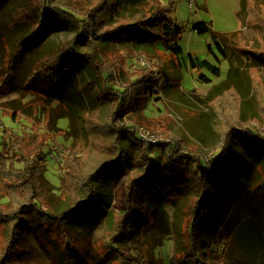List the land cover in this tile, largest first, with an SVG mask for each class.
<instances>
[{
  "label": "trees",
  "instance_id": "trees-1",
  "mask_svg": "<svg viewBox=\"0 0 264 264\" xmlns=\"http://www.w3.org/2000/svg\"><path fill=\"white\" fill-rule=\"evenodd\" d=\"M55 1L58 0H25L15 6L12 0H0V49L3 50L0 52V98L22 89L42 100L58 102L48 124L53 134L63 132L57 124L66 115L72 128L78 126L76 97L93 108L104 106L110 109L105 121L85 113L83 120L93 137L100 131L108 141L103 145L94 140L105 153L94 156L102 158L95 159L97 165L90 174H84L82 161L77 162L74 174L69 173V189L75 195L70 197L69 209L55 214L45 211L41 200L47 170V140L33 146L26 140L27 136L4 129L0 141V188L7 196L16 198L18 207L0 205V223L8 238L0 264H29L27 256L32 255L31 251L18 249L25 242L23 232L28 229L45 239L54 230L63 247L59 254L60 245L53 246L58 258L68 256L73 260L76 255L86 261L88 244L78 245L81 239L76 237L72 226L98 220L103 213L102 204L106 202L100 185L132 170L134 177L127 189L128 213L116 219L111 239L112 247L118 252L113 255L115 260L120 264H153L140 251L132 253L128 242L138 241L143 235L153 204L186 200L188 215L181 233L179 264H238L232 237L239 222L231 219L238 207L248 208L254 214L259 209L264 211V131L251 124H238V116L224 114L230 122L217 154L211 159L184 149L176 140H164L156 146L139 144L141 139L136 127L128 126L132 129L128 135L118 120L134 106L146 105L149 97L171 82L163 70L166 64L160 61L161 56H169L179 63L184 54L179 44L183 29L171 18L174 5H164L162 0H73L69 5L57 7L52 5ZM7 7L13 9L10 15L6 14ZM21 25L28 26L29 32L12 48L8 32ZM69 30L75 33L71 41L54 51L44 52L30 68L24 67L27 50L44 44L54 34ZM193 30L199 35L211 34L215 46L222 49L211 24L195 23ZM83 46L91 52L81 51ZM107 47L131 56L140 51L149 62L157 63V69H137L133 81L129 80L127 86L119 85L117 72L121 65L103 60L99 55ZM208 50L211 52V45ZM249 54L254 61L264 62V54L257 51ZM188 58L193 69H206L220 77V69L210 61L193 55ZM9 115L19 119L16 111ZM126 139L141 150L131 153ZM157 151L162 154L156 156ZM77 159L81 160L78 156ZM215 219H219L218 224Z\"/></svg>",
  "mask_w": 264,
  "mask_h": 264
},
{
  "label": "rangeland",
  "instance_id": "rangeland-1",
  "mask_svg": "<svg viewBox=\"0 0 264 264\" xmlns=\"http://www.w3.org/2000/svg\"><path fill=\"white\" fill-rule=\"evenodd\" d=\"M71 1L73 0H58L52 5L60 7L69 5ZM24 2L25 0H12L11 3L18 6ZM162 2L164 5H174L171 18L183 29L179 44L184 54L179 63L169 56H161L160 61L166 64L163 70L169 75L171 82L154 97H149L146 105L134 106L122 114L118 123L128 135L132 129L127 127H136L141 139L138 143L141 145L156 146L164 143V140H176L184 149L197 151L211 159L217 154L224 130L228 121L230 122V118L228 120L223 117L224 114L238 116V124H251L264 131V62L254 61L255 58L249 54L250 51L264 54V0H193L192 7L191 0ZM12 10L7 7L6 14L10 15ZM199 22L212 25L219 37L221 50L215 46L211 34L199 35L193 30V25ZM28 32L29 27L23 25L9 31L10 46L13 48L15 42ZM74 34L72 30L54 34L44 44L27 50L23 57L24 67L30 68L44 52L54 51L71 41ZM210 45L211 52L208 50ZM80 50L84 53L91 52L90 48L84 46ZM99 55L103 60L121 65L117 76L118 84L122 86H127L129 80H134L133 73L137 69H157V63L149 62L140 51L131 56L115 47H107L106 50H100ZM189 55L210 61L220 69V77L206 69H193L189 63ZM78 99L76 97L74 101L79 114L76 123L78 126H74L75 129L71 127L66 115L67 108L64 106L62 110L65 109L66 117L57 124L63 132L53 134L48 124L58 102L42 100L22 89L0 98V141L5 128L22 137L27 136L26 140L33 143V146L47 140L48 160L41 200L45 211L55 214L69 209L70 197L75 195L69 189V173L74 174L77 162L82 161L85 163L84 174H90L97 165L95 159L102 158L94 156L105 153V150H99L94 140H99L103 145L108 141L100 131H96L93 137L83 119L90 115L105 121L110 109L104 106L93 108L87 101ZM14 111L18 113L17 120L9 115ZM66 131L69 132L67 136ZM125 144L130 147L131 153L137 154L141 150L140 146H132L128 139ZM161 154L160 151L155 153L156 156ZM132 172L135 171L125 172L119 178L100 185L101 195L106 202L102 204L103 213L98 216V220L84 225L75 223L72 226L76 237L81 239L78 245L88 244L89 258L86 261L83 256H76L75 252H72L75 255L72 256L73 260L68 256L58 258L53 246L60 245L61 240L57 239L54 230L45 239L28 229L23 232L25 242L18 249L31 251L32 255L27 256L29 264H120L113 256L118 255V252L112 247L111 239L115 234L116 219L128 213L127 189L134 177ZM79 197H82L80 193ZM158 202L151 208V219L143 235L138 241L128 242V249L132 253L140 251L147 256L149 263L179 264L181 233L188 215L185 210L186 200L175 203ZM8 204L18 207L16 198L7 196L0 188V205ZM263 214L262 209L254 214L248 208L238 207L233 215L231 222H239L232 237L235 245L234 258L238 264H264ZM215 223L218 224L219 219H215ZM6 236L7 232L0 223V256L8 240ZM59 248L61 254L63 247L60 245Z\"/></svg>",
  "mask_w": 264,
  "mask_h": 264
},
{
  "label": "built area",
  "instance_id": "built-area-1",
  "mask_svg": "<svg viewBox=\"0 0 264 264\" xmlns=\"http://www.w3.org/2000/svg\"><path fill=\"white\" fill-rule=\"evenodd\" d=\"M193 6V0H191V2H190V7H192Z\"/></svg>",
  "mask_w": 264,
  "mask_h": 264
}]
</instances>
